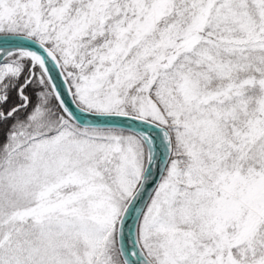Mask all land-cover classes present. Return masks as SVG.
I'll return each instance as SVG.
<instances>
[{"label":"snow or ice","instance_id":"6c2138e0","mask_svg":"<svg viewBox=\"0 0 264 264\" xmlns=\"http://www.w3.org/2000/svg\"><path fill=\"white\" fill-rule=\"evenodd\" d=\"M0 264H264V0H0Z\"/></svg>","mask_w":264,"mask_h":264}]
</instances>
